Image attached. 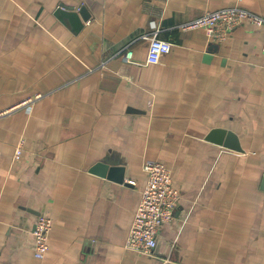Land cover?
Instances as JSON below:
<instances>
[{"label": "crops", "instance_id": "obj_1", "mask_svg": "<svg viewBox=\"0 0 264 264\" xmlns=\"http://www.w3.org/2000/svg\"><path fill=\"white\" fill-rule=\"evenodd\" d=\"M69 1L83 10L58 9ZM236 3L264 17V0H0V110L42 95L0 119V264H264V28L211 43L182 27ZM157 29L174 45L146 64ZM215 127L245 151L207 139ZM145 160L181 192L154 256L125 248Z\"/></svg>", "mask_w": 264, "mask_h": 264}, {"label": "built area", "instance_id": "obj_2", "mask_svg": "<svg viewBox=\"0 0 264 264\" xmlns=\"http://www.w3.org/2000/svg\"><path fill=\"white\" fill-rule=\"evenodd\" d=\"M58 7L62 10L76 11L82 8L80 4L71 1L64 2ZM246 24L264 28V17L236 3L216 10H207L202 16L185 23L182 27L186 30H203L211 43H225L236 28ZM159 31L157 29L154 34L147 37L149 49L146 64L160 63L162 57L169 54L173 48V42L163 39ZM125 59L137 63L131 49L126 52ZM40 97L42 95L37 94L16 106L0 110V119L19 108H26L31 113L35 101ZM23 152L24 143L22 141L15 149L14 161L19 160ZM142 167L147 181L134 213L125 248L132 252L154 256L161 228L175 219V209L181 192L175 187L172 169L166 163L145 160ZM53 226L54 220L51 216L40 214L37 217L32 230L37 258L43 259L48 254Z\"/></svg>", "mask_w": 264, "mask_h": 264}, {"label": "water", "instance_id": "obj_3", "mask_svg": "<svg viewBox=\"0 0 264 264\" xmlns=\"http://www.w3.org/2000/svg\"><path fill=\"white\" fill-rule=\"evenodd\" d=\"M62 10V9H59ZM73 11L70 9L62 10V11ZM83 10V7L81 8ZM207 139L214 141L220 145H223L229 149H232L234 151L244 152V148L241 145L240 139L238 134H236L232 130H228L223 127H215L213 128L208 136ZM92 172L101 174L105 177H113L117 179L118 181L123 182L124 181V173L123 169L117 166H111L105 163H99L97 164L93 169Z\"/></svg>", "mask_w": 264, "mask_h": 264}]
</instances>
